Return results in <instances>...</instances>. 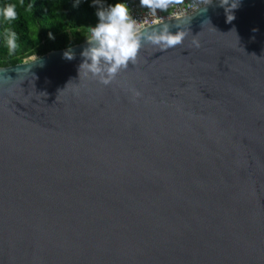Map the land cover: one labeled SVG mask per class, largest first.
<instances>
[{
    "label": "water",
    "instance_id": "water-1",
    "mask_svg": "<svg viewBox=\"0 0 264 264\" xmlns=\"http://www.w3.org/2000/svg\"><path fill=\"white\" fill-rule=\"evenodd\" d=\"M227 15L109 85L87 39L0 66V264H264V0Z\"/></svg>",
    "mask_w": 264,
    "mask_h": 264
},
{
    "label": "clouds",
    "instance_id": "clouds-1",
    "mask_svg": "<svg viewBox=\"0 0 264 264\" xmlns=\"http://www.w3.org/2000/svg\"><path fill=\"white\" fill-rule=\"evenodd\" d=\"M179 2L180 0H140V7L147 8L149 13L155 16L158 11H167L170 6ZM201 2L209 5L213 0H201ZM220 5L225 7L228 13V22L235 19L233 9L239 6V0H220ZM93 6L97 7L99 22L88 29L86 36L88 47L81 53L84 60L80 65V78L83 75L96 79L101 84L109 85L121 71L129 67L130 63L137 62L145 43L163 51L182 44L187 35L179 25L177 27L180 30L173 32L168 23L156 22L157 26L147 27L138 22L127 0H120L107 6L104 0H93ZM17 18L16 3L0 2V24L5 25L0 37L9 55L16 53L20 48L19 35L11 27L12 22ZM64 55L69 60L74 58L71 51H66ZM135 95L138 97L141 93L136 91Z\"/></svg>",
    "mask_w": 264,
    "mask_h": 264
},
{
    "label": "trees",
    "instance_id": "trees-1",
    "mask_svg": "<svg viewBox=\"0 0 264 264\" xmlns=\"http://www.w3.org/2000/svg\"><path fill=\"white\" fill-rule=\"evenodd\" d=\"M140 1V0H139ZM17 4L18 18L11 27L19 35L20 48L9 55L0 37V66L34 58L49 50L81 42L88 26L99 22L93 0H0ZM120 0H104L115 4ZM5 25L0 24V33ZM51 33V37H50ZM34 56V57H33Z\"/></svg>",
    "mask_w": 264,
    "mask_h": 264
},
{
    "label": "built area",
    "instance_id": "built-area-1",
    "mask_svg": "<svg viewBox=\"0 0 264 264\" xmlns=\"http://www.w3.org/2000/svg\"><path fill=\"white\" fill-rule=\"evenodd\" d=\"M127 3L130 6L133 16L138 20V22L144 25H148L169 17L185 14L204 5L201 0H180L179 3L170 6L167 11H158L156 15L153 16L149 13L147 8L140 7L139 0H127ZM97 23L90 24L88 29L89 27H94Z\"/></svg>",
    "mask_w": 264,
    "mask_h": 264
},
{
    "label": "bare ground",
    "instance_id": "bare-ground-1",
    "mask_svg": "<svg viewBox=\"0 0 264 264\" xmlns=\"http://www.w3.org/2000/svg\"><path fill=\"white\" fill-rule=\"evenodd\" d=\"M151 24V23H150ZM146 26V25H145Z\"/></svg>",
    "mask_w": 264,
    "mask_h": 264
},
{
    "label": "rangeland",
    "instance_id": "rangeland-1",
    "mask_svg": "<svg viewBox=\"0 0 264 264\" xmlns=\"http://www.w3.org/2000/svg\"><path fill=\"white\" fill-rule=\"evenodd\" d=\"M34 57V56H33Z\"/></svg>",
    "mask_w": 264,
    "mask_h": 264
}]
</instances>
